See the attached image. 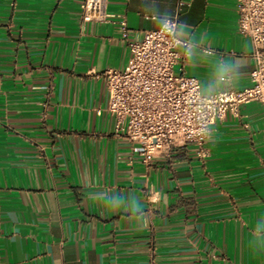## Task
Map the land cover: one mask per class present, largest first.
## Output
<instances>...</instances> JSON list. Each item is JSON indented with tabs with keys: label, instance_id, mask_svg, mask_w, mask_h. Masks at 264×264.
I'll return each mask as SVG.
<instances>
[{
	"label": "crops",
	"instance_id": "1",
	"mask_svg": "<svg viewBox=\"0 0 264 264\" xmlns=\"http://www.w3.org/2000/svg\"><path fill=\"white\" fill-rule=\"evenodd\" d=\"M0 0V264H264V108L141 163L114 131L103 72L176 0ZM176 74L204 95L250 85L237 0H182ZM122 22L127 35L123 36Z\"/></svg>",
	"mask_w": 264,
	"mask_h": 264
},
{
	"label": "built area",
	"instance_id": "2",
	"mask_svg": "<svg viewBox=\"0 0 264 264\" xmlns=\"http://www.w3.org/2000/svg\"><path fill=\"white\" fill-rule=\"evenodd\" d=\"M107 0H82L81 20H106ZM184 5L176 0L175 13L156 30L145 31L129 43L130 57L123 69H108L103 79L108 93L107 112L114 131L138 147L143 165L169 157L178 147L194 146L203 155L210 127L228 112L257 102L264 108V0H237L238 30L252 43L254 67L250 85L204 95L196 77L176 74L183 60L178 36L179 14ZM122 34L127 35L122 22Z\"/></svg>",
	"mask_w": 264,
	"mask_h": 264
}]
</instances>
